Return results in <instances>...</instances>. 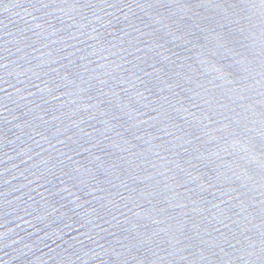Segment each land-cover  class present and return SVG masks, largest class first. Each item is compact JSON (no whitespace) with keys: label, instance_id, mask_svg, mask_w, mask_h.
Returning <instances> with one entry per match:
<instances>
[{"label":"water","instance_id":"1","mask_svg":"<svg viewBox=\"0 0 264 264\" xmlns=\"http://www.w3.org/2000/svg\"><path fill=\"white\" fill-rule=\"evenodd\" d=\"M0 264H264V0H0Z\"/></svg>","mask_w":264,"mask_h":264}]
</instances>
